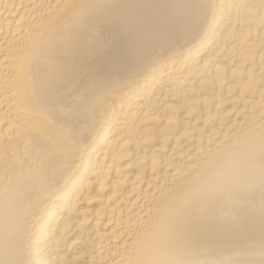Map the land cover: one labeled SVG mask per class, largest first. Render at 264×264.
<instances>
[{"label": "bare ground", "instance_id": "1", "mask_svg": "<svg viewBox=\"0 0 264 264\" xmlns=\"http://www.w3.org/2000/svg\"><path fill=\"white\" fill-rule=\"evenodd\" d=\"M0 264H264V0H0Z\"/></svg>", "mask_w": 264, "mask_h": 264}]
</instances>
